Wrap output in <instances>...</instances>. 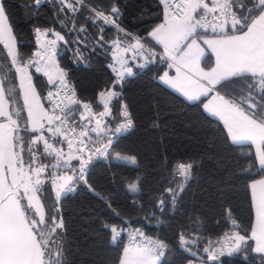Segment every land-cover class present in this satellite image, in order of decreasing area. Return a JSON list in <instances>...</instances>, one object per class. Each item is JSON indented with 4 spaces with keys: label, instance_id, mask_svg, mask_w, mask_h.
I'll return each instance as SVG.
<instances>
[{
    "label": "trees",
    "instance_id": "trees-1",
    "mask_svg": "<svg viewBox=\"0 0 264 264\" xmlns=\"http://www.w3.org/2000/svg\"><path fill=\"white\" fill-rule=\"evenodd\" d=\"M8 3L12 14L8 21L16 40L18 62L29 63L36 58L34 29H51L52 33L63 37L57 40L56 59L60 68L68 73L81 100L93 103L100 90L114 86L122 90L134 120L132 130L114 143L108 160L88 165L87 185L76 178L78 171L74 174L65 167L63 160L58 167H51L57 161L52 155H44L37 141L41 132L29 127L16 131L15 151L22 161L33 170L35 158L42 153L43 161L49 165L47 171L38 176L45 179L38 186L42 188L39 195L44 214L40 216L20 195L29 220H38L47 234L46 240L50 241L45 243V254H50L55 262L58 256L64 258L67 248L68 264H119L124 251V230L137 224L169 245L161 264H186L191 257L181 248V233H194L202 247L208 239L227 233L235 221L236 232L247 233L249 239L236 253L218 258L215 264H261L264 254L253 251L250 239L254 220L250 184L264 176V169L257 162L253 146L234 143L223 124L204 110V99L189 102L159 82L158 77L167 68L168 60L159 54L153 64L151 49H146L150 62L141 64V58L137 63L132 62L135 74L115 83L112 57L115 41L132 46L134 39L139 38L150 48L163 52L150 36L163 22L161 0H55V3L40 0L39 4L36 0H8ZM249 3L250 0H230L222 10L228 12L221 22L223 29L197 30L196 34L222 35L245 30L236 22V17L246 14L240 6L246 10ZM114 5L120 10L114 14L116 25L109 24L99 14L112 13ZM200 13L196 11L198 16L205 15ZM247 15L246 28L258 16L255 10ZM52 33V38L56 39ZM8 52L0 42V74L9 97L19 106L15 69ZM214 61V56L208 52L203 65L210 68ZM30 71L43 97L48 79L36 73L34 67ZM13 83L15 89H12ZM215 90L251 114L264 109V83L251 74L227 78L215 86ZM258 117L264 121V111H259ZM42 133L54 147L65 153L69 150L61 136L52 138L47 133V127ZM177 162H191L194 176L182 191L175 210L171 208L170 195L164 196V206L160 209L158 200L173 180ZM71 165L79 168L77 160L71 161ZM53 171L60 176L64 173L73 176L77 181L76 190L61 193L57 198L49 179ZM56 218L62 219L66 229L57 228ZM102 224L107 228H102ZM112 227L121 233L116 241L111 239ZM201 247L196 249L190 244L189 248L203 255ZM48 258L46 255L45 259Z\"/></svg>",
    "mask_w": 264,
    "mask_h": 264
},
{
    "label": "snow or ice",
    "instance_id": "snow-or-ice-1",
    "mask_svg": "<svg viewBox=\"0 0 264 264\" xmlns=\"http://www.w3.org/2000/svg\"><path fill=\"white\" fill-rule=\"evenodd\" d=\"M40 0H36V3L39 4ZM55 3V0H52ZM200 3L210 5V0H199ZM225 2H230V0H217L218 8H224ZM242 11H246V14L243 17H239L237 15L236 22L239 24L241 28H245V31L241 35H249L248 30L245 26V21L248 20L247 13H252L253 10L257 13L260 18H264V0H250L248 8L245 10L243 5L240 6ZM113 14L119 13V8L117 6H113L111 9ZM235 12V9H232ZM11 8L8 0H0V42H3L5 47L9 49L8 55L12 57L13 65L18 64V57L15 51V38L12 35L13 29L11 27L5 26L4 22L11 18ZM212 15L215 17V11H213ZM106 22L108 21V17H104ZM198 19V18H197ZM215 28L216 25L213 24ZM221 29H223V25H220ZM83 31V29H81ZM36 35V42L39 45V51L36 52V58L31 61V63H24L23 61H19V66L15 68L16 73L19 77V90L22 94L25 109L28 112L29 116L33 120V131H39L40 129H44L47 127V133L51 134L52 138L57 136H62L67 141V147L69 149L68 153L65 154L61 149L54 147L53 143L50 142L49 138L45 137L43 133L40 135V139L44 141L43 143V153L45 156L52 155L56 159L57 163L51 165L52 168H56L59 166V162L63 160L65 167L71 169V171L76 174L78 171V176L76 178L80 181H83L85 185L88 184V181L85 176V172L90 163V158H84V150L88 147L87 143L83 137L88 136V132L81 131L78 143L79 147H75L73 140L69 138V129L66 128L67 121L62 119L60 115H53L56 113V109H60L61 112L64 111V108L61 107L63 100L61 97V91L65 93L64 99H67L68 103L76 104L79 103L77 99H75V91L70 87V80L68 78V73L59 67L56 61V44L57 40H62L63 37L59 35V33H52L51 29H42L40 27H36L34 29ZM52 33L56 36V39L45 40V37ZM211 46V45H210ZM118 47V45H117ZM135 47L143 49V45L137 42ZM146 51V50H144ZM143 54V52H142ZM145 62H150L149 55H145ZM29 67H34L36 73H43L44 76L48 78V82L52 84L53 87H58V90L53 92L49 91L47 93V101L50 105V108H46L45 105L41 102L42 97L39 95L37 91V87L33 84V77L29 73ZM169 69H172V65L168 66ZM116 72V82L119 83L123 79V73L118 69H113ZM129 73H131L132 69H127ZM178 71V70H177ZM222 74V65H218L214 68L212 73H206L205 76L209 80L210 83H215V80L220 78ZM251 75L254 78H258L259 82L264 83V69L255 68L251 70ZM161 80L165 84L170 85L172 88L178 90L183 94L184 97L187 98L188 101L199 100L202 95H209L212 91L211 88L205 89L204 86H201V91L197 92H189L182 87L180 83L177 82L176 78H172L168 76L167 72H164L163 76L160 77ZM193 85L199 84V81H192ZM16 85L12 84V89H15ZM6 89L3 86V82L0 81V118L4 120V122H0V141H3L5 138L11 139L14 129L9 128L7 126V121L11 118V113L9 112V108L6 107V104L10 103L11 100L9 97H6ZM264 91V90H262ZM101 95H104L102 93ZM107 98L111 99L112 97H119L120 93L108 91ZM34 101V102H33ZM67 107V105H64ZM85 110L91 111L90 106L88 104L83 105ZM207 108V105H205ZM210 112L212 109H208ZM264 111V109L254 110L252 113L253 119H258V112ZM18 114V113H17ZM109 115L108 105L105 104V111L99 113V118L96 119V127L92 128V132L100 131L101 134H104V130L108 128V124L105 123L103 128H101V120L103 117ZM123 115L126 119V123L121 125L120 127L115 129L116 133H120L122 130L130 129L132 127V120L128 118V112L125 108ZM12 123L15 124L16 120L12 118ZM55 124V129L53 127H48V125ZM71 132L75 134V129H71ZM107 138V136L105 137ZM238 137L233 136V142H237ZM113 140L108 139V143L105 145L104 149L101 150L99 148L96 151L100 155H104V153L108 150L110 146L113 145ZM51 149V152L48 151ZM31 154V153H30ZM258 162L262 169H264V144L261 145V150L257 153ZM66 157V158H65ZM40 159V157H37ZM77 160L79 162V168L76 169L71 165V161ZM134 162V161H133ZM49 165L44 164V167L39 169H34V172L45 173ZM179 171L182 175L187 176L189 174V167H186L184 163L179 164ZM49 179L51 181V187L55 189V195L57 198L60 197L61 193L65 190L72 191V189L68 186L69 182L73 180V176L58 175L55 171L49 174ZM44 178H38L35 180L34 185H30V190L32 195L35 197H39V193L42 188H39L43 182ZM257 185L264 186V179H260L255 181L251 185L252 189V201L255 210V221L259 224V227H253L251 230L250 239L254 241L255 247L253 251L256 253L264 254V187H261L257 192ZM132 190L135 191V185H132ZM169 191H172L169 189ZM179 194L175 191H172V203L175 205L176 198ZM163 203V201H161ZM115 214V213H114ZM235 221H233V224ZM64 227L66 229V225L63 223L57 225V228ZM102 228H107L106 224H102ZM111 239L112 241H116L117 237L121 235L120 232L117 231L115 227L110 229ZM41 235H44L41 233ZM66 235V233H65ZM136 236L144 237V233L136 230ZM136 239V237H133ZM249 239L247 233L245 235H241L239 232L234 233H226L224 238L217 241H208L207 246L203 247L202 253L200 256V264H215L220 256L224 254L225 248L228 250V254L231 255L232 252L237 251L241 248V245L246 243ZM46 244H49V240H45ZM181 245H185L188 243L184 239L183 236L180 237ZM192 243H196L193 241ZM169 245L162 241H146L145 244H136L134 249L130 250L128 248L124 249V259L119 261V264H161L162 258L166 254V250H168ZM67 248L64 249V258L61 259L59 256L56 261L53 262L50 254H44L39 245L36 248V264H68L66 258ZM48 255V259L45 257ZM193 257H196V253H191ZM261 264H264V258L261 260Z\"/></svg>",
    "mask_w": 264,
    "mask_h": 264
},
{
    "label": "crops",
    "instance_id": "crops-1",
    "mask_svg": "<svg viewBox=\"0 0 264 264\" xmlns=\"http://www.w3.org/2000/svg\"><path fill=\"white\" fill-rule=\"evenodd\" d=\"M227 3L225 2L224 8L220 9L217 6V0H210L211 7L208 4L200 3L199 0H190L191 10L187 12L185 18L161 22L151 31L150 36L163 48L162 56L168 60L167 68L159 75L158 80L185 100L187 98L181 92L160 79L164 72H167L169 77L176 78L177 82L189 92L201 91V86H204L205 89L211 88L212 91L209 95L200 97V99H204V110L223 124L232 141L233 136L238 137L236 144H251L258 162L257 153L261 150V145L264 144V121L259 118L253 119L250 112L215 90V86L227 78L240 74H251L252 69H264V18L257 16L253 19L246 28L249 35H241L245 30L222 35L198 36L196 34V19L198 17L196 11L200 10V14H212L213 11L225 10ZM136 45L137 43H133L132 46H120L131 51L134 49L143 51L141 48L135 47ZM208 52L215 59L210 68L203 65V59ZM120 58L116 61L115 69L121 71L123 75L135 74L136 71L131 64L122 61L125 56L122 55ZM139 58H141L140 63L145 64L144 56ZM169 65H172V69L168 68ZM218 65H222V74L218 80H215V83H210L205 74L212 73ZM129 68L132 69L131 73L127 71ZM0 81L5 87L1 74ZM192 81H199V84L193 85ZM9 94L6 91V97H9ZM9 99L11 100L10 97ZM6 107L11 113V118L6 123L9 128L14 129V132L10 140L5 138L0 141V264H36L37 245L45 254L44 246L47 234L40 228L38 220H29L21 204L20 194L11 182L9 160L12 161L13 167L18 166L19 161L14 145L15 134L25 126L17 123V102L11 100L6 104ZM208 109L213 111L210 112ZM12 118L16 120L15 124L12 123ZM0 122H4V120L0 118ZM260 179H264V176L253 180L250 189L251 185ZM261 187L264 186L257 185V192ZM253 211L252 228H258L259 224L255 221L254 205ZM123 258L124 251L121 259Z\"/></svg>",
    "mask_w": 264,
    "mask_h": 264
},
{
    "label": "built area",
    "instance_id": "built-area-1",
    "mask_svg": "<svg viewBox=\"0 0 264 264\" xmlns=\"http://www.w3.org/2000/svg\"><path fill=\"white\" fill-rule=\"evenodd\" d=\"M162 2V8H163V22H168V21H172V20H181L183 18L186 17V14L188 12V0H161ZM100 15H102V17L104 18L105 16L108 17V22L109 24H115L116 25V21H115V16L113 13L108 12V13H99ZM228 14V12L225 11H217L215 12V17L212 14H205V15H200L198 16L196 19L197 20V30L200 31H206L208 29H215L220 27L222 20L224 19V17ZM231 15V14H229ZM213 24L216 25V27H213ZM42 29L47 30L48 28L43 27ZM52 36L49 33L46 37L45 40H51ZM139 42L141 45H143V51H137L134 49V51L128 50V49H124L122 48L120 45L119 41H115L113 43V50H112V57H113V61H118L119 59H121L120 57L122 55L125 56V59H122V61L126 64H131L132 62L137 63L139 57H145L146 55V49H151L153 50L154 53V58L152 60L153 64L156 63V56L161 54L163 55L161 52H159L157 49L155 48H150V46L148 44H146L144 41L140 40L139 38H135L134 39V43ZM35 44H36V48L37 51H39V45L36 42V38H35ZM118 45V47H117ZM56 50H57V46H56ZM143 52V54H142ZM126 75H130V74H126ZM126 75H123V79L126 77ZM123 79L119 82L121 83L123 81ZM115 83H117L115 81ZM58 85L57 87H53L52 84H48L46 86V89L44 91L42 100L44 102V105L46 108H50V105L48 104V101L46 99L47 97V93L49 91H57L58 90ZM70 87L75 91V99H77L79 101V103L76 104H71L68 103L67 99H64L65 93L63 91H61V99L63 100V103L61 104V107L64 108V111L61 112L60 109H56V113H54L53 115H60L62 119H65L67 121L66 124V128L69 129V138L73 140L74 143V149L73 151H75V147H79V139H81L80 137V132L81 131H86L88 132V136L87 137H83V139L85 140V143H87L88 147L85 148L84 150V158L88 159L90 158V163L99 161V160H108L110 157V154L112 152V148L114 143L116 142V140L121 137L122 135H125L126 133H128L130 130H132V128L134 127V120L133 117L126 105L125 99L123 98V93L121 89H117L116 87L112 86L111 88H109L108 90H100L97 95L96 98L94 100L93 103L91 102H87V101H83L81 100L77 90L75 89V87L70 83ZM108 91H113V92H118L120 93L119 97H112L111 99L107 98V92ZM102 93H104V95H101ZM84 104H88L90 106L91 111L89 112L88 110H85L83 105ZM105 104L108 105V111H109V115L105 116L102 118L101 120V128H103V125L105 123L108 124V128L104 130V134H101L100 131L97 132H92L91 129L96 127V119L99 118V113L104 112L105 111ZM64 105H67V107H64ZM125 108L127 109L128 112V118H130L132 120V127L130 129H126V130H122L120 133H116L115 129L120 127L121 125L126 123V119L123 115V112L125 110ZM51 127H53V129H55V124L53 125H49ZM75 129V134H73L71 132V129ZM40 135L41 133H39L37 141L41 143V146L43 147V143L44 141L40 139ZM107 136V138H105ZM62 137V136H61ZM63 138V137H62ZM64 139V138H63ZM108 139H112L113 140V145L110 146L108 148V150L104 153V155H100L96 149L99 148L101 150L104 149L105 145L108 143ZM66 145H67V141L64 139ZM49 152H51V149H48ZM42 153H39L37 155V157H40V159H38L37 157L35 158L34 161V169H39L41 167H44V164H46L43 159H42ZM180 163H184L186 167H189V174L187 176L182 175L179 171V164ZM47 171V170H46ZM45 171V172H46ZM38 175L43 174V173H39L36 172ZM194 176V165L191 162H177L174 166V170H173V180L171 181V183L165 188L164 193L161 195V198H159L158 200V204L160 209H163L164 206V196L166 195H170V203L172 205V209L175 210L178 199L182 193V191L184 190V188L187 186V184L190 182V180H192ZM72 191H63L62 194H68V193H73L76 190V186H77V181L75 179H73L72 181L69 182L68 185ZM169 189H171L172 191H175L176 193H178L179 195L176 198V202L175 205H173L172 200V191H169ZM161 201H163V203H161ZM231 229L227 232V233H234L236 232L235 228L233 227V224H231ZM136 230H139L141 232L144 233V237H138L136 236ZM226 234V233H225ZM224 235L217 237V238H210L208 239L204 245H201L197 242L196 240V235L194 233H190V234H184L181 233L180 237L183 236L184 239L186 241H188L187 244H185L186 246L190 247V244L193 245L196 249L201 247V249H203V247L207 246L208 241H217V240H221L224 238ZM133 237H136V239H133ZM180 239V238H179ZM146 241H162L164 243H166L163 239H161L159 236L157 235H153L147 232V230L140 225L137 224H132L128 227L125 228L124 230V237H123V247L128 248V249H134V246L136 244H145ZM193 241H195L196 243H192ZM167 244V243H166ZM195 250V249H194ZM238 251V250H237ZM237 251L232 252L231 254L236 253ZM167 252V250H166ZM225 255H229L228 254V250L227 248H225L224 254L222 256ZM220 256V257H222ZM219 257V258H220ZM186 264H200V260L191 258L189 261H187Z\"/></svg>",
    "mask_w": 264,
    "mask_h": 264
},
{
    "label": "rangeland",
    "instance_id": "rangeland-1",
    "mask_svg": "<svg viewBox=\"0 0 264 264\" xmlns=\"http://www.w3.org/2000/svg\"><path fill=\"white\" fill-rule=\"evenodd\" d=\"M189 1L190 0H188V5H189ZM190 6L188 8V11L191 10ZM4 24L7 27H11L8 20L5 21ZM12 35H13V32H12ZM13 37H14V35H13ZM52 39H54V38H52ZM8 51H9V49H8ZM15 51L17 53L16 40H15ZM56 61H57V59H56ZM29 63H31V61ZM57 64H58V61H57ZM11 65L15 69L17 66H19V62H18L17 65H13V63H12V57H11ZM115 65H116V61H113V67H114V69H115ZM30 69H31V67H29L28 71L31 74ZM15 74H16V83H17V86H18V93H17L16 100L19 99V103H18L19 106H17V108L19 109V114H17V118H16L17 119V123L18 124L21 123L25 127H32L33 128V120L29 116L28 112L25 109L24 100H23L22 94H21V92L19 90V77H18V74L16 73V71H15ZM33 84H34V81H33ZM34 86H35V84H34ZM41 102L44 104L43 100H41ZM42 130L43 129H40L39 132L42 133ZM61 150L63 151V149H61ZM68 151L69 150H67L66 153L64 151L63 152L65 154H67ZM17 155L19 157V161L17 163L18 166L13 167L12 166V161L9 160V169H10L9 172H10L11 182L17 188V191L19 192V194L21 196H24L26 198L25 200L28 203V205L32 209L34 208L38 212V214H40V216H42L44 214V207H43V203H42L41 197L40 196L39 197L33 196L32 195V192L30 190V187H29L30 185H34V182H35L34 180L38 179V176L39 175L36 172L33 171L34 169L33 170L30 169L29 164H25L22 161V159H21V157H20L19 154H17ZM133 161L135 162L134 159L131 160L132 163H134ZM63 175H68V174L64 173L61 176H63ZM55 222L61 224L62 223V219H59V221H58L57 218H56L55 219Z\"/></svg>",
    "mask_w": 264,
    "mask_h": 264
},
{
    "label": "water",
    "instance_id": "water-1",
    "mask_svg": "<svg viewBox=\"0 0 264 264\" xmlns=\"http://www.w3.org/2000/svg\"><path fill=\"white\" fill-rule=\"evenodd\" d=\"M181 248H182L183 250H185L191 258H194V259L200 260V256H201V254L198 253L197 251L192 250L191 248L187 247L186 245H181ZM191 253H196V254H197L196 257H193V256L191 255Z\"/></svg>",
    "mask_w": 264,
    "mask_h": 264
}]
</instances>
